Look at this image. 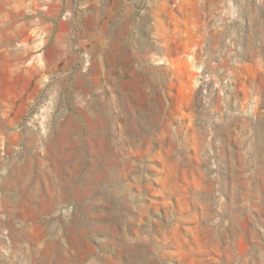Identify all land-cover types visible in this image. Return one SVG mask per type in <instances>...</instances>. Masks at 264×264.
I'll list each match as a JSON object with an SVG mask.
<instances>
[{
  "label": "rangeland",
  "instance_id": "374dc122",
  "mask_svg": "<svg viewBox=\"0 0 264 264\" xmlns=\"http://www.w3.org/2000/svg\"><path fill=\"white\" fill-rule=\"evenodd\" d=\"M0 264H264V0H0Z\"/></svg>",
  "mask_w": 264,
  "mask_h": 264
},
{
  "label": "crops",
  "instance_id": "0c3cea01",
  "mask_svg": "<svg viewBox=\"0 0 264 264\" xmlns=\"http://www.w3.org/2000/svg\"><path fill=\"white\" fill-rule=\"evenodd\" d=\"M66 12V10H65ZM20 223V224H23V223H28V220H23L22 218H16V217H11L10 220H9V224L13 225L14 223Z\"/></svg>",
  "mask_w": 264,
  "mask_h": 264
},
{
  "label": "bare ground",
  "instance_id": "6f19581e",
  "mask_svg": "<svg viewBox=\"0 0 264 264\" xmlns=\"http://www.w3.org/2000/svg\"><path fill=\"white\" fill-rule=\"evenodd\" d=\"M124 117H125V116H124ZM124 117H123V118H124ZM124 119H125V118H124ZM128 120H129V119H128ZM126 121H127V120H126ZM130 122H131V119H130ZM139 123H140V122H139Z\"/></svg>",
  "mask_w": 264,
  "mask_h": 264
},
{
  "label": "built area",
  "instance_id": "2783aa9c",
  "mask_svg": "<svg viewBox=\"0 0 264 264\" xmlns=\"http://www.w3.org/2000/svg\"><path fill=\"white\" fill-rule=\"evenodd\" d=\"M15 149H17V148H15ZM4 153L3 152H1V155H3Z\"/></svg>",
  "mask_w": 264,
  "mask_h": 264
}]
</instances>
